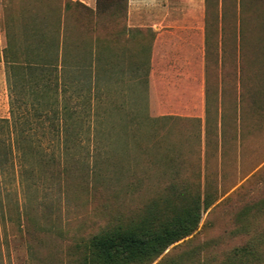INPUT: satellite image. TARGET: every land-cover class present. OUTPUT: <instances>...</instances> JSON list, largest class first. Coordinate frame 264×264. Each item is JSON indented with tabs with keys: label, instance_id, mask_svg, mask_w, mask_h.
<instances>
[{
	"label": "rangeland",
	"instance_id": "obj_1",
	"mask_svg": "<svg viewBox=\"0 0 264 264\" xmlns=\"http://www.w3.org/2000/svg\"><path fill=\"white\" fill-rule=\"evenodd\" d=\"M43 2L58 12L68 4L73 37L91 39L103 53L90 109L74 101L79 115L91 116V139L75 146L87 156L67 180L43 173L33 182L20 179L17 165L0 169V264H82L81 242L129 223L171 184L196 192L192 185L205 175L217 201L203 213L196 233L153 264H223L230 251L264 235L262 29L249 37L253 51L244 53L254 72L249 71L241 99L227 39L221 72L216 57L209 56L202 118L152 116L145 81L149 39L127 29L125 0L100 14L97 0L95 6L81 3L87 10L78 0H0V119L10 117L4 50L21 34L23 18L32 25L43 20Z\"/></svg>",
	"mask_w": 264,
	"mask_h": 264
},
{
	"label": "trees",
	"instance_id": "obj_2",
	"mask_svg": "<svg viewBox=\"0 0 264 264\" xmlns=\"http://www.w3.org/2000/svg\"><path fill=\"white\" fill-rule=\"evenodd\" d=\"M109 1L97 0V14L114 5L120 8L124 0ZM77 6L87 10L81 3ZM68 8L65 4L58 12L43 2V20L32 25L23 18L21 34L4 50L10 117L0 119V169L17 165L21 180L30 177L35 182L43 173L67 180L87 156L77 153L75 146L90 141L91 116L86 111L79 115L74 104L81 101L82 108L90 109L91 90L104 58L91 39L78 41L73 37L74 26L65 15ZM258 29L264 32L263 22H258L256 32ZM210 55L216 57V63L218 58L209 48L207 83ZM219 106L222 110V99ZM222 120L221 112V138ZM85 125L86 130L82 129ZM45 142L52 143L51 147ZM193 186L198 190L191 193L188 187L181 191L176 183L171 184L166 194L152 200L129 223L81 242L77 245L81 263L153 264L170 247L196 233L203 213L217 201L206 175ZM3 207L0 198L1 211ZM224 258L223 264H264V235L251 237Z\"/></svg>",
	"mask_w": 264,
	"mask_h": 264
},
{
	"label": "crops",
	"instance_id": "obj_3",
	"mask_svg": "<svg viewBox=\"0 0 264 264\" xmlns=\"http://www.w3.org/2000/svg\"><path fill=\"white\" fill-rule=\"evenodd\" d=\"M78 1L96 5V0ZM258 22L264 23V0H127V29L138 39H149L146 92L151 115L202 118L207 111V53L210 48L217 55L222 69L227 39L241 99L254 70L243 61L244 53L253 51L249 37Z\"/></svg>",
	"mask_w": 264,
	"mask_h": 264
}]
</instances>
